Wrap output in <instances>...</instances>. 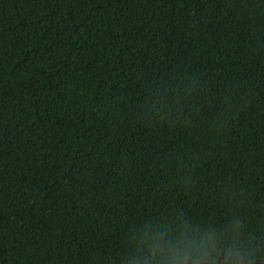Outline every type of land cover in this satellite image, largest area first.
<instances>
[{
  "label": "trees",
  "instance_id": "obj_1",
  "mask_svg": "<svg viewBox=\"0 0 264 264\" xmlns=\"http://www.w3.org/2000/svg\"><path fill=\"white\" fill-rule=\"evenodd\" d=\"M236 252L264 259V0H0V264Z\"/></svg>",
  "mask_w": 264,
  "mask_h": 264
},
{
  "label": "water",
  "instance_id": "obj_2",
  "mask_svg": "<svg viewBox=\"0 0 264 264\" xmlns=\"http://www.w3.org/2000/svg\"><path fill=\"white\" fill-rule=\"evenodd\" d=\"M239 255L242 256L243 263L246 264V260H245L246 256L242 252H236L232 255H220L217 259L223 264H231L229 259L236 257V256H239ZM259 261L264 262V259H256V260H254V262L252 264H256ZM187 264H201V263L190 261Z\"/></svg>",
  "mask_w": 264,
  "mask_h": 264
}]
</instances>
